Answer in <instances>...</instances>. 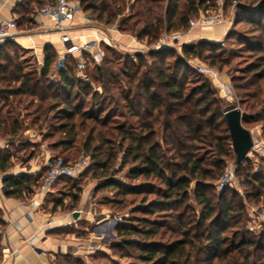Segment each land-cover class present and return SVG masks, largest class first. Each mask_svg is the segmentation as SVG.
Listing matches in <instances>:
<instances>
[{
  "label": "trees",
  "instance_id": "obj_1",
  "mask_svg": "<svg viewBox=\"0 0 264 264\" xmlns=\"http://www.w3.org/2000/svg\"><path fill=\"white\" fill-rule=\"evenodd\" d=\"M52 1L41 3L23 0L18 5V11L24 18L32 10L29 7L31 3L37 4L34 9L36 12L42 5ZM211 1L80 0V8L93 20L107 26L116 25L123 34L155 43L163 30L187 28L189 19L205 11ZM126 7L132 10L128 15L124 13ZM239 8L245 9L241 5ZM254 11L253 14H264V2ZM251 21L256 23L255 20ZM17 25L20 26V23ZM104 47L105 60L106 55L115 50L111 45L105 44ZM182 49L184 54H191L187 45ZM44 52L42 71L25 72L16 42L10 39L0 44V138L6 139L11 146L24 140V132L29 128L24 127L21 118L25 115H21L17 106L25 103V110L34 108L33 124L51 125L57 120L55 129L60 136L54 141H50L47 136L43 142L52 152L64 151L71 148L77 139L76 116L81 117L80 124H84L82 117L89 116L106 126V121L100 118L107 110L106 98H100L97 107L80 113L87 93L84 80L77 76L75 58L64 57L56 68L58 78L53 81L50 76L58 55L51 45H46ZM171 52L167 47L136 52L134 56L128 52H117L123 60L121 71L114 73L103 67L97 68L101 73L109 71L110 76L115 74L118 78L123 76L126 79V86L120 93L123 105L119 100L111 101L115 106H123L126 118L136 122L129 124L127 129H121L126 145L119 143L117 150L123 152L122 163L131 164L127 177L131 180L144 178V181L130 185L105 179L93 193L96 197L103 189L117 186L123 195H142L140 204L117 224L116 235L124 239L114 247L123 256L129 255L127 252L130 248L137 249L139 253L135 257L142 264H264V233L254 235L241 231L242 203L235 195L228 197L224 192L217 198L218 203L215 205L219 209L216 213L213 203L215 197L211 194L224 162L222 158L229 157L232 151L230 131L224 116L230 109L223 108L221 99L207 78L189 89V73L182 57L177 55L171 63H167L166 56ZM89 63L94 62L89 59ZM262 64L264 59L259 65L251 66L250 70L255 72L252 77L256 78L252 84L264 79V70L260 69ZM86 68L88 70V65ZM235 78L233 83L236 89L246 88L249 84L237 83L240 79ZM102 88L106 92L112 90L108 80ZM248 118L247 113L243 121ZM94 140V131H90L84 147L87 151L93 149V163L101 171L100 174L106 177L109 167L119 157L112 149L104 153L101 147L92 148ZM27 142L19 144L23 146ZM203 145L213 150L217 160L208 159L199 153ZM11 150L0 149V174H6L13 166L11 158L14 154ZM37 153L31 150L28 157L32 159ZM103 153L106 155L105 161ZM63 159L74 161L77 158ZM46 173L47 168L44 167L38 175H5V195L29 200L40 187ZM254 178L257 183L259 178ZM66 179L69 178H62L50 193ZM153 179L158 181L159 186H150L149 181ZM193 181L194 187L191 186ZM149 194H155L156 197L149 201ZM192 199L201 207L199 219L192 217ZM73 201L71 210L78 206L80 197ZM62 204L55 203V207ZM154 212L170 214L171 221L150 218ZM3 225L0 211V226ZM125 249L127 252L124 253Z\"/></svg>",
  "mask_w": 264,
  "mask_h": 264
},
{
  "label": "rangeland",
  "instance_id": "obj_2",
  "mask_svg": "<svg viewBox=\"0 0 264 264\" xmlns=\"http://www.w3.org/2000/svg\"><path fill=\"white\" fill-rule=\"evenodd\" d=\"M34 1L42 2L41 0ZM262 2L264 0H212L209 7L205 11L200 12L221 11L225 18L222 24L215 27L195 29L187 27L177 31L163 30L158 38L160 40L167 34L169 40L173 41L171 45L166 46L172 51L166 56L168 57L167 63H171L177 55L182 57L185 63V69L189 73V89L201 83L203 78H207L210 80L212 88L217 92V96L221 99L223 108L232 109L239 107L243 112L249 114V118L243 121V124L252 133L255 143L254 148L248 153L246 160L241 164H237L232 147L230 156L226 159L222 158L224 162L221 171L213 183L211 194L215 197L213 200L214 205L218 203L217 198L222 194L226 193L228 197H231L232 194L235 195L243 205L240 223L242 226L241 231H247L254 235L264 233V79L256 84H252L256 81V78L252 77L255 72L250 70L251 66L259 65L264 59V14H253V12L255 13L254 9L260 6ZM240 5L245 9L239 8ZM29 7H32V10L27 12L24 18H21V14L16 18L14 17L18 21L17 23H20L18 29L26 34L34 30V17L36 15L34 9L37 7V4L33 2ZM131 12L132 10L126 7L124 13L128 15ZM250 18L255 20L256 23L251 21ZM94 21L100 28L106 29L111 27L96 20ZM115 27L117 26L115 25ZM174 33L176 37L172 36ZM178 34H182V36L177 37ZM126 35H128V39L132 40V44L116 42V40L111 41V44H107L106 41H101V47L103 49L105 48V44L111 45L116 53L115 51L108 53L105 60L103 59L104 62L102 60L100 64L96 62L89 63L88 70L85 71L86 75L88 72L89 77L85 79L81 78L84 80L87 95L80 106V113L88 111L92 107H97L99 99L104 97L106 98L105 106L107 110L101 114L100 118L106 121V126H102L95 119L89 118V116L82 117L84 124H80L81 117L76 116L75 122L78 136L73 146L64 151L58 150L57 152H53L54 156L69 159H76L82 154L89 157L88 166L83 176L62 181L56 186L55 191L47 196L48 201L54 203L62 202L63 204L60 206L62 211L70 212L74 207L73 200L75 198L80 197L81 199L85 192H87L86 195L88 196L92 195V193L97 191V185L105 181V179H112L123 185L136 184L142 180L144 181L142 177L135 180L127 177L128 168L131 164H123L121 161L123 152L117 150L119 143L123 146L126 145L125 140L122 139L121 129L129 128V124L136 122V120L126 118V109L123 106H115V103L111 99L119 100L121 105H123L120 93L126 86V79L123 76L118 78L114 74L123 69L122 57L117 52H128L134 56L136 52H141V49H144L146 52L155 49L157 42L148 43L146 39L138 40L131 34ZM184 45H187L191 54L186 55L183 53L182 48ZM20 48H18L20 59L23 54L24 56L27 54L25 60H21L24 71L30 72L37 70L40 72L42 66L32 62L31 57L28 56L30 54L27 51L23 52V49ZM147 61L149 63L150 58ZM75 62L77 63L76 58ZM98 67H103L104 70L105 68L111 71L113 70L115 71L113 73L114 75L110 76L109 71L101 73L97 70ZM260 69L264 70V64L260 66ZM76 73L78 76L77 71ZM235 77L240 79V82L237 83L249 84H247L246 88L236 89L234 88L235 83H233V79H236ZM57 78L55 74L50 76V79L53 81ZM107 80L110 87H112V90L108 92L102 88L104 82ZM222 82L231 85L233 91L231 95H227L223 91L221 86ZM24 107L25 103L18 105L17 109L21 115H25L21 119L24 122V127L31 129L33 133L31 136H38L40 141H43L47 136L48 138L50 137V141H54L60 136L55 129V125L58 123L57 120H54L51 125L49 123H38L35 125L33 124L34 108L25 110ZM40 125L42 127L39 128ZM90 131H94L95 137V140L91 144L92 148L101 147L104 153L107 149H112L119 157L109 167L110 170L107 171L106 177L100 174L101 171L93 163L91 158L93 149L87 151L84 147ZM31 136L23 135V138L28 142L23 144V146L22 144H15L12 147L11 151L16 158V162H19L22 157H28L31 150H35V153H37L41 149L38 146L40 145L39 143L34 144L31 140H28ZM100 137L103 140L100 141ZM44 144L46 145V143ZM104 153L103 160L105 161L106 155ZM199 153H203L208 159L217 160L213 150L207 145L201 146ZM226 168L233 169L235 176L231 185L223 190H219L217 188V182ZM95 173L97 174L95 175ZM254 177L259 178L257 183L254 182ZM149 182L152 187L159 186L158 181L155 179ZM194 185L195 182L193 181L191 186L194 187ZM96 197H98L100 204L106 207L108 215L111 216L108 218V223L112 231L105 238H101L97 234V237L95 236L96 231L91 224H89V230L84 229L88 226L86 223H83V225L77 228H68L67 231L71 230L80 233L85 238L84 240L90 241L92 239L97 241L100 246L85 249L84 254H73L70 258H67L66 262L69 264H142L141 260L135 257L139 253L137 249L130 248L128 252L125 249L124 253L127 252L129 255L123 256L121 254L122 252L114 247L115 244L124 239L116 235L117 224L124 216L130 215L131 210L140 204L142 195H123L118 191L117 186H115L103 189ZM155 197V194H149L148 199L152 201ZM190 205L194 210L192 217L199 219L201 207L193 199L190 201ZM215 209L217 213L219 206L215 205ZM136 215L140 214L137 213ZM149 217L152 219H165L167 222L171 221L170 214L168 215L166 213L157 214L154 212ZM92 236L95 238H92Z\"/></svg>",
  "mask_w": 264,
  "mask_h": 264
},
{
  "label": "crops",
  "instance_id": "obj_3",
  "mask_svg": "<svg viewBox=\"0 0 264 264\" xmlns=\"http://www.w3.org/2000/svg\"><path fill=\"white\" fill-rule=\"evenodd\" d=\"M21 2L23 0H0V17L20 16L18 5ZM34 22L35 27L31 33H20L13 38V41L16 42L18 48L23 49V52L27 51L30 54L28 56L31 57L32 62L42 66H40V72L43 69L45 58L44 48L46 45L53 46L58 55L53 66L55 71L52 73L56 76V68L65 52L61 35L53 29L51 21L47 18L36 14ZM69 33L78 44L93 42L96 36L103 41L109 37L112 41L132 44L128 35L121 33L115 27L109 29L98 27L95 21L83 11L75 15ZM25 56L23 54L20 60L24 61ZM24 135L31 136L33 133L31 129H27ZM28 140L34 144H40L38 146L41 149L37 156L32 159L23 157L19 162H16L15 156H12L13 166L6 174H0V211L4 222V225L0 226V264H69L66 261L71 255L84 254L85 249L100 245L92 239L86 241L82 234L67 231V229L77 228L86 223L88 226L84 229L89 230V224H91L96 231L95 236L97 234L105 238L112 231L108 223V218L111 216L93 193L88 196L85 192L79 205L70 212L62 211L59 206L55 207V203L48 201L47 197L40 199V204L33 208L28 205L29 200L6 196L3 193L5 175H38L45 167L50 155H53L48 146L38 139V136H31ZM26 141L24 139L16 145ZM12 147L6 139L0 138V149H12ZM20 201H24V204ZM74 211L79 212L78 217L73 216ZM92 238L95 237L92 236Z\"/></svg>",
  "mask_w": 264,
  "mask_h": 264
},
{
  "label": "built area",
  "instance_id": "obj_4",
  "mask_svg": "<svg viewBox=\"0 0 264 264\" xmlns=\"http://www.w3.org/2000/svg\"><path fill=\"white\" fill-rule=\"evenodd\" d=\"M82 11L80 8V0H54L47 2L36 10L37 16L47 18L51 21L52 27L55 31L61 35V42L64 45V55L61 59L63 61L65 56H73L77 59L76 69L79 78H87L86 67L89 59L93 62L100 64L104 56V49L101 47V41L103 39L98 38L93 42H87L84 44L76 43L70 36V29L75 15ZM225 21L224 15L221 11L218 12H200L195 17H192L188 21V27L190 29L215 27L222 24ZM115 26L108 27L114 28ZM118 29L117 27H115ZM22 33L18 29L17 21L14 17L2 18L0 17V44L7 40L13 39L18 34ZM182 36L178 34L177 37ZM106 36V35H105ZM172 36L176 37L174 33ZM107 44H111L112 39L106 37ZM104 41V42H105ZM173 41L169 40L167 34L157 41L155 48H162L172 44ZM141 52H145L141 49ZM223 91L227 95L233 93L231 85L229 83H221ZM254 141V140H253ZM255 145V143H254ZM254 146L252 147V149ZM89 157L82 154L74 161H65L62 157H55L50 155L45 167L47 173L43 178V181L38 189L35 190L33 196L29 199L28 205L31 207H37L40 204V199L44 198L48 193L54 190L55 185L62 178H77L82 174L88 166ZM235 176V171L230 168H226L220 179L217 182V188L223 190L227 186L231 185ZM24 204V201H20Z\"/></svg>",
  "mask_w": 264,
  "mask_h": 264
},
{
  "label": "water",
  "instance_id": "obj_5",
  "mask_svg": "<svg viewBox=\"0 0 264 264\" xmlns=\"http://www.w3.org/2000/svg\"><path fill=\"white\" fill-rule=\"evenodd\" d=\"M224 116L230 131L236 163H241L248 157V153L254 146L251 131L243 125V119L247 116V113L243 112L239 107H234L226 111ZM3 193H5L4 188ZM73 216L78 217L79 212L74 211Z\"/></svg>",
  "mask_w": 264,
  "mask_h": 264
}]
</instances>
